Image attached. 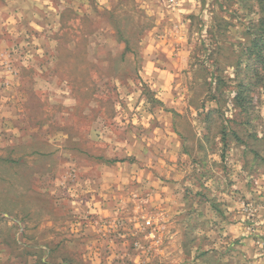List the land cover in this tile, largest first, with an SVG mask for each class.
I'll list each match as a JSON object with an SVG mask.
<instances>
[{
  "label": "rangeland",
  "instance_id": "1",
  "mask_svg": "<svg viewBox=\"0 0 264 264\" xmlns=\"http://www.w3.org/2000/svg\"><path fill=\"white\" fill-rule=\"evenodd\" d=\"M224 5L233 12L231 22L219 28L234 34V81L219 86L201 81L193 90L222 92L220 106L229 118L230 98L248 88L247 112L233 108L239 138H234V177L254 193L249 198L234 195L242 237H229L222 218L230 215L223 211L204 238L196 237L201 234L197 230L193 237L199 241L197 252L243 253L241 264H264V0H228ZM130 8L125 5V11ZM141 22L148 24L143 18ZM192 25L194 31L203 29L198 22ZM54 33L46 38L52 58L36 37L3 38L8 44L5 71L19 81L11 88L13 97L0 88V264H133L135 239L151 232L158 240L153 251H170L168 235L155 226L164 217L152 209L140 211V218L128 210L123 214L117 199L122 190L135 186L128 175L134 176L137 140L146 158L161 160L169 152L166 143L176 144L165 132L168 116L185 135L187 123L163 109L159 93L140 81L137 54L120 64L117 51L108 52L101 38L88 36L87 22L72 20L69 13L63 14V27ZM126 38L134 43L135 37ZM201 40L193 37L196 51ZM228 40L221 39V45ZM255 51L261 52L260 61ZM230 72L225 69L221 76L233 75ZM196 177L200 190L201 178ZM107 194L111 211L101 217ZM93 228L96 237L90 233ZM115 247L120 256L127 254L122 261L103 257Z\"/></svg>",
  "mask_w": 264,
  "mask_h": 264
},
{
  "label": "crops",
  "instance_id": "2",
  "mask_svg": "<svg viewBox=\"0 0 264 264\" xmlns=\"http://www.w3.org/2000/svg\"><path fill=\"white\" fill-rule=\"evenodd\" d=\"M225 2L228 0H174L172 4L169 0H0V88H5L9 98L13 97L11 88L19 80L5 71L8 44L4 36L36 37L43 52L51 56L52 47L46 38L63 27V14L69 13L72 20L75 17L77 21L87 22L88 36L101 38V46H107L108 52L115 49L120 64L131 61L129 56L133 59L137 54L141 62L137 70L140 81L159 93L163 109L173 110L187 123L185 135V129L175 127L168 116L165 132L173 136L176 144L165 142V151L169 152L161 160L146 158L142 154V142L136 139L140 146L134 154V176L128 175L134 179L135 186L121 191L118 206L123 214L128 210L139 218L140 211L147 213L150 209L166 217L155 226L164 229L162 234L168 235L166 245L171 250L153 251L158 240L152 237V232L141 234L135 239L138 250L131 255L133 264H150V261L152 264H241L244 261L243 253L217 254L206 249L197 252L199 241L193 237L196 230L201 233L196 237L209 231L211 222L219 220L220 211L230 215L221 217L229 237H242L243 224L239 221L234 195L249 198L254 193L241 186L238 176L234 177V97L230 98L232 109L228 118L220 106L222 92L193 90L201 81L204 85L216 81V86L234 81V34L219 28L222 22H231L233 18ZM126 4H130L131 11H125ZM142 18L148 24L142 25ZM193 22L203 29L194 31ZM126 37H135L134 43ZM193 37L202 39L199 51L193 47ZM221 39L229 40L224 46ZM225 69L233 75L223 78L221 72ZM154 131L161 133L163 129ZM181 152L183 156L179 158ZM193 177L201 178L200 190ZM226 182L229 188L225 189ZM103 197L101 217L111 211L107 203L110 195ZM94 228L90 233L96 237ZM182 245L186 250H180ZM121 246L124 251L126 244ZM116 251L115 247L103 257L122 261V256L127 255L120 256ZM149 256H152L150 260Z\"/></svg>",
  "mask_w": 264,
  "mask_h": 264
},
{
  "label": "trees",
  "instance_id": "3",
  "mask_svg": "<svg viewBox=\"0 0 264 264\" xmlns=\"http://www.w3.org/2000/svg\"><path fill=\"white\" fill-rule=\"evenodd\" d=\"M257 52L256 54V59L258 61L261 60V56L259 51H255ZM250 84L247 85V87H249ZM241 87V86H240ZM244 91L248 92V88H241L235 95L234 97V109H241L243 112H247V110L249 109V99H248V95L244 94ZM235 137H237V134L234 133ZM236 139H239L238 137Z\"/></svg>",
  "mask_w": 264,
  "mask_h": 264
},
{
  "label": "built area",
  "instance_id": "4",
  "mask_svg": "<svg viewBox=\"0 0 264 264\" xmlns=\"http://www.w3.org/2000/svg\"><path fill=\"white\" fill-rule=\"evenodd\" d=\"M169 2L172 4L174 2V0H169Z\"/></svg>",
  "mask_w": 264,
  "mask_h": 264
}]
</instances>
